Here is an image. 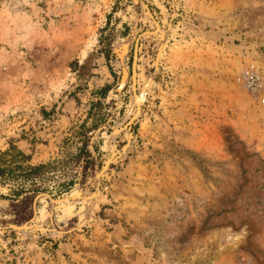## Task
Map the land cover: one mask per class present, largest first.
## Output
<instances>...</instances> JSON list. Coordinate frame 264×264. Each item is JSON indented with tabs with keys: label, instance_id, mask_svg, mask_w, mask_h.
Wrapping results in <instances>:
<instances>
[{
	"label": "rangeland",
	"instance_id": "1",
	"mask_svg": "<svg viewBox=\"0 0 264 264\" xmlns=\"http://www.w3.org/2000/svg\"><path fill=\"white\" fill-rule=\"evenodd\" d=\"M83 125V185L0 187V264H264V0H0V155Z\"/></svg>",
	"mask_w": 264,
	"mask_h": 264
},
{
	"label": "trees",
	"instance_id": "2",
	"mask_svg": "<svg viewBox=\"0 0 264 264\" xmlns=\"http://www.w3.org/2000/svg\"><path fill=\"white\" fill-rule=\"evenodd\" d=\"M92 129H87L86 125L81 127L85 137L83 146L76 154L62 160L31 165L30 158L16 150L0 155V187L10 188L7 199L12 201L14 223L21 225L33 219L35 199L40 194L67 193L87 181L97 166L89 147L91 136H87ZM94 152L100 153L98 148Z\"/></svg>",
	"mask_w": 264,
	"mask_h": 264
},
{
	"label": "water",
	"instance_id": "3",
	"mask_svg": "<svg viewBox=\"0 0 264 264\" xmlns=\"http://www.w3.org/2000/svg\"><path fill=\"white\" fill-rule=\"evenodd\" d=\"M136 48H137V45H136ZM136 60H137V53H136V50H135V55H134V65H133V82H134V86L136 85Z\"/></svg>",
	"mask_w": 264,
	"mask_h": 264
}]
</instances>
